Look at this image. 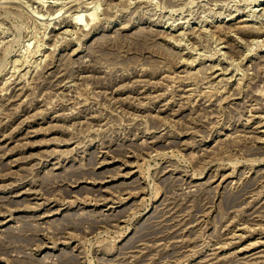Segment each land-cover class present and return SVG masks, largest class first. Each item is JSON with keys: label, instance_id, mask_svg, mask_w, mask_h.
<instances>
[{"label": "rangeland", "instance_id": "obj_1", "mask_svg": "<svg viewBox=\"0 0 264 264\" xmlns=\"http://www.w3.org/2000/svg\"><path fill=\"white\" fill-rule=\"evenodd\" d=\"M0 264H264V0H0Z\"/></svg>", "mask_w": 264, "mask_h": 264}, {"label": "bare ground", "instance_id": "obj_2", "mask_svg": "<svg viewBox=\"0 0 264 264\" xmlns=\"http://www.w3.org/2000/svg\"><path fill=\"white\" fill-rule=\"evenodd\" d=\"M74 1V0H73ZM54 5V4H53ZM55 6V5H54ZM54 6H52V7H54ZM58 6V5H57ZM51 7V6H50ZM55 12V11H54ZM86 12V11H85ZM85 12H82V13H79L78 15H77V17L76 18H74V21L72 20H70V22H72L74 25H82L83 23H82V21L84 20L83 19V17L85 16V18L86 19H88V17H92V20H93V16H94V13H92V12H90L89 14H86V15H84V13ZM56 13V12H55ZM58 16H60L59 15V13H58ZM95 17V16H94ZM96 18V17H95ZM70 19V18H69ZM95 20V19H94ZM93 20V21H94ZM99 21V20H98ZM67 22V21H66ZM69 22V23H70ZM84 22V21H83ZM63 23V22H62ZM84 26V25H83ZM78 27V26H77ZM82 27V26H81ZM90 27V26H89ZM178 27H179V25H178ZM82 29V28H81ZM92 29V28H91ZM54 30V29H53ZM52 30V31H53ZM87 31V30H86ZM78 32V31H77ZM254 32V31H253ZM258 32V31H257ZM252 33V32H251ZM251 33H250V35H251ZM66 34V33H65ZM167 34V33H166ZM169 34V33H168ZM253 34H255V36H257L256 34L257 33H253ZM258 34H259V32H258ZM262 34V33H261ZM163 35V34H162ZM172 35V34H171ZM254 36V35H253ZM215 70V69H214ZM209 103H211V102H209ZM208 103V104H209ZM205 106H207L208 108H213V104L211 103V104H209V105H205ZM196 187L198 188L199 187V185H196ZM234 236V235H233ZM213 255V254H212ZM259 256V255H258ZM257 258V253H255V254H251V255H249V256H247V257H245L244 259H247L248 261H252V260H254V259H256ZM255 261V260H254Z\"/></svg>", "mask_w": 264, "mask_h": 264}]
</instances>
